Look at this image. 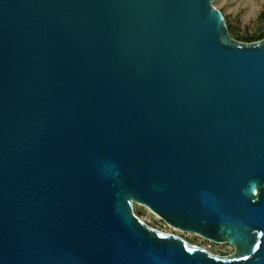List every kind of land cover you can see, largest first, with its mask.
Here are the masks:
<instances>
[{
    "label": "water",
    "instance_id": "1",
    "mask_svg": "<svg viewBox=\"0 0 264 264\" xmlns=\"http://www.w3.org/2000/svg\"><path fill=\"white\" fill-rule=\"evenodd\" d=\"M0 264H264V36L215 0H0Z\"/></svg>",
    "mask_w": 264,
    "mask_h": 264
},
{
    "label": "rangeland",
    "instance_id": "2",
    "mask_svg": "<svg viewBox=\"0 0 264 264\" xmlns=\"http://www.w3.org/2000/svg\"><path fill=\"white\" fill-rule=\"evenodd\" d=\"M221 8L226 20L232 26V35L241 40H247L248 35L262 34L264 36V19L259 14L264 10V0H215ZM135 212L148 224L164 231L181 235L189 242L199 244L218 254H229L234 246L228 242H214L195 232L182 231L166 222L160 215L140 202H134Z\"/></svg>",
    "mask_w": 264,
    "mask_h": 264
},
{
    "label": "trees",
    "instance_id": "3",
    "mask_svg": "<svg viewBox=\"0 0 264 264\" xmlns=\"http://www.w3.org/2000/svg\"><path fill=\"white\" fill-rule=\"evenodd\" d=\"M259 17H261L262 19H264V10H262V11L260 12ZM227 23H228V26H229L230 30L232 31V26H231V24H230L228 21H227ZM261 37H263L262 34H258V35H253V34H251V35H248V36H247V40H255V39H259V38H261Z\"/></svg>",
    "mask_w": 264,
    "mask_h": 264
},
{
    "label": "bare ground",
    "instance_id": "4",
    "mask_svg": "<svg viewBox=\"0 0 264 264\" xmlns=\"http://www.w3.org/2000/svg\"><path fill=\"white\" fill-rule=\"evenodd\" d=\"M176 228H178V227H176ZM179 230H182V231H185L184 229H182V228H178ZM196 234H199L198 232H195ZM220 242H222V241H220Z\"/></svg>",
    "mask_w": 264,
    "mask_h": 264
}]
</instances>
